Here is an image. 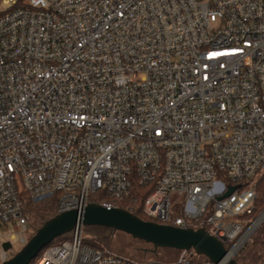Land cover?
I'll list each match as a JSON object with an SVG mask.
<instances>
[{
    "label": "built area",
    "instance_id": "2783aa9c",
    "mask_svg": "<svg viewBox=\"0 0 264 264\" xmlns=\"http://www.w3.org/2000/svg\"><path fill=\"white\" fill-rule=\"evenodd\" d=\"M263 177L264 0H0V264L32 233L22 193L132 209L136 183L145 216L205 230L225 264L264 223ZM70 233L34 264H167Z\"/></svg>",
    "mask_w": 264,
    "mask_h": 264
},
{
    "label": "water",
    "instance_id": "95a60500",
    "mask_svg": "<svg viewBox=\"0 0 264 264\" xmlns=\"http://www.w3.org/2000/svg\"><path fill=\"white\" fill-rule=\"evenodd\" d=\"M79 223L84 227L102 226L111 228L114 232L128 234L133 239L152 245L153 253L163 248L177 251L193 249L214 264H220L227 255L225 245L203 229H182L141 219L123 208L107 209L102 205L90 203L83 210L63 212L46 221L20 251L1 264H30L44 248L50 246L55 239L72 232ZM3 247L9 250L12 245L5 242ZM225 264L238 262L236 259H230Z\"/></svg>",
    "mask_w": 264,
    "mask_h": 264
},
{
    "label": "trees",
    "instance_id": "16d2710c",
    "mask_svg": "<svg viewBox=\"0 0 264 264\" xmlns=\"http://www.w3.org/2000/svg\"><path fill=\"white\" fill-rule=\"evenodd\" d=\"M151 192L150 188L148 189L145 186H140L138 183L135 184L131 199L128 200V203H132V209L128 208L127 203L121 205L131 211L133 214L138 216L141 219L156 221L148 218L143 213V205L146 197ZM21 199L24 206V213L27 214L30 219L35 221L37 228H40L46 221L55 217L58 208L59 195L55 194L52 197L44 199L40 202H34L31 200L30 196L27 193H22ZM91 201L98 202L99 201V193H93L90 197ZM132 200V201H131ZM264 208V177L260 180L257 187V200H256V211L254 216L258 215ZM113 232L111 228L102 227V226H85L84 234H83V243L93 248L100 249H108L109 247V238L110 234ZM72 238L71 233H68L64 236H61L55 239L51 245L59 244L64 241H67ZM139 241V240H138ZM253 249L256 261L258 264H264V223L257 230V232L253 235L251 241L247 244L246 247H250ZM239 252L236 259L240 256V254L245 250ZM248 257L245 256V259ZM37 257L31 261L30 264H34ZM204 260L207 258L203 257Z\"/></svg>",
    "mask_w": 264,
    "mask_h": 264
},
{
    "label": "rangeland",
    "instance_id": "374dc122",
    "mask_svg": "<svg viewBox=\"0 0 264 264\" xmlns=\"http://www.w3.org/2000/svg\"><path fill=\"white\" fill-rule=\"evenodd\" d=\"M182 197L179 196L177 193L172 195V203L176 201H182ZM29 225L31 227L32 233L28 236V240L37 232L38 228L32 219L29 217ZM11 224L8 225H0V236L1 241L8 239L7 236H3L4 234L11 233L15 231ZM16 240L12 242V248L10 249V255L16 254L18 251L22 249L24 244H20ZM60 244V243H59ZM247 246V245H246ZM245 250L240 254L238 257L237 262L238 264H258L256 261V256L253 249L250 247H246ZM244 248V247H243ZM243 248L241 250H243ZM153 249L152 245L147 244L143 241H138L133 239L130 235L125 234L123 232H112L109 238V247L107 250H110L112 253L135 259L137 261H158L162 263H172L176 261L178 255L180 254L179 251L173 249H158L157 252H151ZM245 256L248 257L245 259Z\"/></svg>",
    "mask_w": 264,
    "mask_h": 264
}]
</instances>
